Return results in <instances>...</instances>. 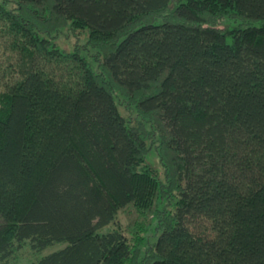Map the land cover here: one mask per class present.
I'll list each match as a JSON object with an SVG mask.
<instances>
[{
    "label": "trees",
    "instance_id": "obj_1",
    "mask_svg": "<svg viewBox=\"0 0 264 264\" xmlns=\"http://www.w3.org/2000/svg\"><path fill=\"white\" fill-rule=\"evenodd\" d=\"M0 218V264H264V0L1 1Z\"/></svg>",
    "mask_w": 264,
    "mask_h": 264
},
{
    "label": "rangeland",
    "instance_id": "obj_2",
    "mask_svg": "<svg viewBox=\"0 0 264 264\" xmlns=\"http://www.w3.org/2000/svg\"><path fill=\"white\" fill-rule=\"evenodd\" d=\"M1 1H3V0H0V2ZM77 40H79V42H83L85 40V35L82 33L79 34V39L72 37V36L65 37V36L61 35L58 39V42L60 45H62L63 48L69 50V49H72V47L77 42ZM152 164L155 168H157V169L160 168V165L158 164L156 159H154ZM139 219L140 218L138 217L135 209L133 208L132 205L129 204V205L123 207L118 212L117 217L115 219V224H111L102 230L105 231L106 229H110L112 227L119 226L120 229L123 232H125V234H127L129 236L128 232L133 229L135 221H137ZM1 222H2V219L0 218V223ZM61 246L62 245H56L55 244V246L54 245L49 246L40 252H32V251H30L28 246H25L23 248V250L19 252L18 260H17L16 264H27L31 261H35V260L39 259L40 257L55 251L56 249L60 248Z\"/></svg>",
    "mask_w": 264,
    "mask_h": 264
}]
</instances>
